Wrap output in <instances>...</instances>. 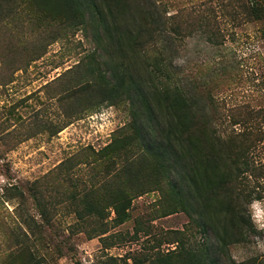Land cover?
I'll return each instance as SVG.
<instances>
[{
	"label": "trees",
	"instance_id": "1",
	"mask_svg": "<svg viewBox=\"0 0 264 264\" xmlns=\"http://www.w3.org/2000/svg\"><path fill=\"white\" fill-rule=\"evenodd\" d=\"M159 9L151 0H0V22L89 31L95 49L87 55V72L96 77L85 87L101 90L103 101L130 106L128 127L97 153L90 150L95 160L79 153L56 167V183H71L70 190L46 203L35 181L31 198L47 226L50 210L66 204L77 221L73 228L109 248L115 238L109 230L127 221L132 201L158 191L166 201L162 216L185 214L187 232L199 233L203 243L188 246L176 231L172 243L178 249L131 257V264H222L227 248L253 231L249 205L264 199V159L254 157L264 141V109L215 101L212 74L200 80L193 75L191 86L184 87L168 51L196 33L210 45H221L220 33L213 31L217 13L213 8L206 14L184 7L172 13L168 5ZM221 11L230 17L227 6ZM231 19L237 25L244 19L260 21L264 6L245 0ZM81 165L102 172V184L96 183L99 174L74 182L72 173ZM99 166L105 170L95 171ZM18 194L22 198L20 189ZM35 229L40 232L41 225ZM128 259L99 264H128Z\"/></svg>",
	"mask_w": 264,
	"mask_h": 264
},
{
	"label": "rangeland",
	"instance_id": "2",
	"mask_svg": "<svg viewBox=\"0 0 264 264\" xmlns=\"http://www.w3.org/2000/svg\"><path fill=\"white\" fill-rule=\"evenodd\" d=\"M151 1L159 10L166 11L168 5L172 13L180 7L203 14L213 8L217 13L213 31L220 33L221 45H210L196 33L168 51L173 69L181 70L184 87L191 86L193 75L200 80L212 74L215 101L229 108L264 109V19H244L238 25L231 19L245 0ZM257 1L264 6V0ZM224 6L228 19L221 11ZM91 38L89 31L62 24L41 30L9 19L0 22V264H99L107 258H129L131 264V257L178 249L172 243L176 231L183 233L188 246L203 243L199 233L187 232L185 214L162 216L166 201L158 191L132 201L127 221L109 230L115 237L109 248L73 228L77 221L66 204L50 210V226L37 215L33 183L40 182L38 191L46 203L55 201L71 186L56 183V167L79 153L95 160L90 150L100 151L131 121L127 101L106 102L101 90L85 87L96 77L87 72V55L95 49ZM258 147L255 160L264 159V141ZM80 167L72 173L74 182L99 174L96 183L102 184V172ZM253 202L259 207L253 208ZM253 202L248 207L253 231L227 248L222 264H264V230L252 219L264 215V199ZM135 229L140 232L135 234ZM237 248L243 251L239 259L233 257Z\"/></svg>",
	"mask_w": 264,
	"mask_h": 264
},
{
	"label": "clouds",
	"instance_id": "3",
	"mask_svg": "<svg viewBox=\"0 0 264 264\" xmlns=\"http://www.w3.org/2000/svg\"><path fill=\"white\" fill-rule=\"evenodd\" d=\"M252 207L253 208H258L259 207L258 202H253ZM252 219H253V222L258 227V229L264 230V222H261L262 220H264V215H261L260 213H257V214H255L252 217ZM261 248H264V244L261 245ZM242 256H243V251L240 250L239 248H237V250L233 252V257L235 259H239Z\"/></svg>",
	"mask_w": 264,
	"mask_h": 264
}]
</instances>
